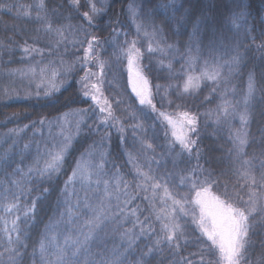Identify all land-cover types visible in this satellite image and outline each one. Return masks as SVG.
<instances>
[{"label":"trees","instance_id":"1","mask_svg":"<svg viewBox=\"0 0 264 264\" xmlns=\"http://www.w3.org/2000/svg\"><path fill=\"white\" fill-rule=\"evenodd\" d=\"M34 2L35 0H0V4L9 6L13 4L27 6ZM45 2L53 29L61 25L65 26L64 38L59 37L55 31H45L34 19L29 20L23 16L17 18V8H12L11 11L8 8L0 9V42H2L0 45V158L6 157L10 161V166L7 168L0 162V200L5 195L11 199L10 193H6L5 189L18 191L9 181L19 177L6 176V171L10 173L17 165L27 171V167L33 163L38 152H46L54 143L63 139L59 135L60 131L56 123L50 126L49 122L58 121L64 113H75L78 109H88V111L84 114L81 131L74 136L72 145L64 157L61 172L51 181L46 180L41 184L34 178L33 182L25 184V187L32 191L21 197V203L30 206L33 198L39 197V199L35 213L30 214L26 223H20V228L24 232L22 238L28 247L23 249V254L18 260L23 264H31L32 245L38 240L49 218L56 215V201L60 189L71 175L72 168L81 153H86L92 145L93 155L88 163L93 169L95 165L104 163L101 179L109 181V190L115 188L117 169L122 180L128 182L127 188L121 183L120 192L106 198V204L109 206V219L106 221L108 235L101 234L103 242L100 247L108 251L115 248L117 252L123 253L121 257L123 264H136L140 259L147 264H182V257H187L192 264H201L200 255L205 254L207 259V254L197 238L205 244L210 242L202 236L197 224L193 222L192 215L184 216L178 209L175 215L178 216L177 222L181 224L186 239L179 241V251L175 249V245L169 247L166 241L157 249L155 242L164 235L161 222L156 219V213L150 207L149 200L144 199L146 194L137 189L140 181L136 178L135 168L133 163L129 162L127 153H139L142 147L141 141L151 143L154 151L148 150L146 155L141 153L135 163L145 171H148L150 164L155 175L166 177L173 194L179 199L187 191L185 187H177L180 185V175L196 166V154L193 152L189 160L188 153L183 152L182 158L178 159L174 166L175 153L182 150L176 144L175 152L169 151L171 129L160 113L166 112L175 117L178 112L189 111L198 118V147L201 150L199 164L204 169L212 171L214 179L220 178L219 185L214 186L213 191L221 194L227 184L229 194L234 192L233 184H236L237 178L230 171L232 165L228 149L232 147V143L229 140V132L230 130L234 132L240 127L239 117L237 116L235 120L229 117L228 123L220 125L215 124L214 120L225 87L228 90L226 98L234 103L240 101L242 110L248 76L249 73H254L258 90L248 125L250 136L245 151L249 158L264 151V51L257 50V46L264 41V36L261 35L264 33V0H95L97 7H103L104 11L93 18L91 26L82 18V13L89 10L87 0H81L79 11L70 4L69 0H45ZM237 3L244 5L248 19L247 25L239 30L231 22V13L237 10ZM130 4L140 13L136 23L144 25L139 34L129 13ZM164 5L170 7L166 9ZM53 9L56 11L53 12ZM173 9L176 10L175 19H170L173 16ZM186 10V22L178 23L180 16L185 14ZM197 18H200V30L197 37L190 41L192 24ZM153 23L163 31L154 40H150L144 35V31L151 34ZM69 24L72 27H67ZM81 25L83 31L80 30ZM249 28L251 32L246 37L245 31ZM92 36H97L100 40V43L95 45L93 55L98 53L99 59L105 62L103 76L98 75L92 82L102 81L103 95L113 104L115 115L120 118L119 126L124 128L123 133L118 131L117 127H113L111 121L107 126L102 124L101 119L106 113H100L99 106L94 104L91 97L83 95L82 83L79 82L81 77L86 71L99 74L95 61L87 68L83 65L84 48L88 46L87 40ZM252 37L256 38L255 41ZM132 40L137 41V47L143 53L138 64L148 80L156 111H153L149 105H140L136 95L129 88L127 61L121 53V48H127L128 44L125 41L130 43ZM25 41L39 51L25 53L22 50ZM150 42L153 48H156L157 44L165 48L166 54L159 50L149 53ZM190 43L191 53L188 50ZM237 43L241 44L239 50L244 58L239 70L229 77L227 85L221 80L219 90L213 92L216 84L203 80L198 90H190L188 93L183 91L184 81L190 70L199 74L205 60L212 62L216 59L224 63ZM166 45L173 47L167 49ZM190 55L196 58L191 65L187 62ZM50 59L62 60L67 66V74L58 92L50 96L40 92L37 96L34 90L27 85L24 86L22 78L25 76L24 73L29 72L31 65ZM221 72L223 76H228L227 67L222 68ZM29 92L32 94L28 95ZM117 100L121 102L119 105L115 103ZM208 113H211V116ZM41 118L45 119L44 124H40ZM79 118L72 115L70 119L69 127L72 133H75V121ZM33 121L35 124L32 123ZM136 124L142 126L134 129L133 126ZM25 125L28 127L25 128ZM134 131L135 135H133ZM105 134L107 139L101 143V137ZM192 138L196 139L197 136L194 135ZM25 144L29 145L27 149L24 147ZM256 163L258 164L259 161L257 160ZM222 172L226 175H221ZM44 187H49L50 191L44 193ZM76 187L79 188V185ZM91 187L100 189L95 196L103 195V183L92 184ZM236 187L239 188V185L237 184ZM158 191L163 194L162 189ZM246 193L247 189H244L245 199ZM117 195L119 199H116ZM147 195L151 196V191ZM128 200L131 202L125 207V202ZM137 207L140 211L136 216H132L130 209ZM162 207H166L171 212V201L163 205L157 199L156 211ZM185 207L191 210L195 206L188 204ZM195 215L199 217L198 208ZM23 219L21 216L22 221ZM139 222H144L146 228L143 235L140 234ZM128 229H131L129 235L122 237L121 234ZM129 238L133 241L131 246H129ZM261 240H264V230H260V234L253 237V246L249 249L250 264H258L264 256ZM5 244V239H0V253H3V256H0V264H6L8 259V253L4 249ZM150 247L153 251L146 257L142 256ZM96 250L94 247L93 251ZM193 253L196 255H192Z\"/></svg>","mask_w":264,"mask_h":264},{"label":"snow or ice","instance_id":"2","mask_svg":"<svg viewBox=\"0 0 264 264\" xmlns=\"http://www.w3.org/2000/svg\"><path fill=\"white\" fill-rule=\"evenodd\" d=\"M69 2L79 11L81 0H69ZM87 6L89 10L82 13V18L91 26L93 18L102 13L104 8L97 7L95 0H87ZM163 7L167 9L170 5H164ZM2 8H8L9 11L12 8H17V18L23 16L29 20L34 19L45 31H55L61 38L65 36L63 31L64 25L53 29L45 0H35L34 3L27 6L0 4V9ZM236 9L231 13V22L239 30L247 25L248 19L242 3H237ZM52 11L55 12L56 10L53 9ZM175 11L173 9V16L170 19H175ZM129 13L139 34L144 28L143 23H136L140 13L132 4L129 5ZM186 16L187 10L185 14L180 16L177 22H186ZM67 27H72V25L69 24ZM192 28L193 31L189 36L190 41L194 37H197L200 30V18H197L192 24ZM80 30L83 31L82 25L80 26ZM37 31H39V28ZM162 31V28L157 27L153 23L152 33L149 34L147 31H144V35L148 36L150 40H154ZM250 32V28L246 29L245 36L247 37ZM261 35L264 36V33H261ZM255 39V37H252L253 41ZM99 43L100 40L97 36H92L88 39V46L84 48L83 57L84 67L87 68L90 63L95 61L99 68V74L86 71L79 82L82 83L83 95L91 97L94 104L99 106L100 113H106L102 117L101 123L107 126L109 121H111L112 126L117 127L118 131L123 133L124 128L119 126L120 118L115 115L113 104L103 95L101 88L102 81L97 80V82H92L98 75L103 76L105 69V62L99 59V54L93 55L95 53V45ZM125 43L128 46L127 48L122 47L121 53L127 58L129 85L132 87V91L135 93L140 105H149L153 111H156V106L152 103L148 80L142 74V70L138 64L143 53L137 47L136 40H132L130 43L125 41ZM0 45H2V42H0ZM172 47L173 45H166L167 49H171ZM240 47L241 44L237 43L224 63L216 59L212 62L205 60L204 67L200 70L199 74H195L194 70H190L184 81L183 91L188 93L190 90H198L203 80L216 84L213 92L219 90L221 80H224L225 85H227L229 77L232 76L233 72L239 70L243 61L244 57L239 50ZM22 50L27 54L39 51L29 46L27 41H25ZM157 50L166 54L165 48L160 47L159 44H157L156 48H153L150 42L148 52L151 53ZM188 50L191 53V43L188 45ZM257 50L264 51V41H261L257 46ZM195 59L190 55L187 62L191 65ZM224 67L228 68L227 77L223 76L221 72V69ZM169 68H171V65H169ZM29 72L32 73L33 77L37 74V70L34 67L30 68ZM47 73V67L39 69L40 82L36 84L37 91L35 93L37 96L40 95V89H43L45 96H50L60 90V85L56 83L59 75L58 71L55 69L51 70L50 76ZM24 75H27V73H24ZM257 90L255 74L249 73L247 91L243 94L242 110L240 109V101L234 103L226 98L227 87H225V92L222 94V102L216 110L217 114L214 123L217 125L228 123L229 117L235 120L238 116L240 121V127L234 132L231 130L229 132V140L232 143V147L228 149L232 165L230 171L237 178L236 184H233L234 192L232 194H229L227 184H225L223 193L217 194L214 192L213 187L219 185L220 178L216 177L214 179L213 172L204 169L199 164L201 150L198 147V118L197 115L189 111L178 112L175 117L166 112L160 113V116L163 117L171 129L172 139L168 141L169 145H171L169 151L175 152L176 144L182 150L175 153L174 166L177 160L182 158L183 152L188 153L189 160L193 152L196 154V166L187 170L185 174L180 175V185L177 187H185L187 191L179 199L173 194V190L169 187L166 177L155 175L150 164L148 171H145L143 167L135 163L141 153L146 155L148 150L154 151L151 143L141 141L142 147L139 153H127L129 162L133 163L135 168L136 178L140 181L137 184V189L142 190L146 194L144 199L149 200L150 207L156 213V219L161 222V229L164 235L156 240L157 249L162 242L166 241L169 247L175 245V249L179 251V241L186 239L181 229V224L177 222L178 216L175 215L178 209L179 213H182L184 216L192 215L193 222L197 224L200 233L210 242L205 244L197 238L207 254V259L205 258V254L200 255L201 264H250L249 249L253 246V237L258 236L260 230H264V151H261L258 155L253 154L250 158L245 151L246 146L249 144L250 133L248 125L252 116L253 102ZM31 94V92L28 93V95ZM115 103L119 105L121 102L117 100ZM87 111L88 109H78L75 113H64L59 118V121H50V126L53 123H58L60 128L59 135L63 139L58 143H54L46 152H38L33 163L27 167V171L20 165H17L10 173L5 172L6 176L19 177L18 179H11L9 181L18 191L12 192L10 189H5L6 193H10L11 199H9L8 195H5L0 200V212H2L0 221L4 222V227L0 231L6 237L4 249L8 253L6 264H23L22 261L18 260V257L22 256L23 249L28 247L22 238L24 232L20 228V223H26L30 214L35 213L39 197L33 198L30 206L25 204L22 207L21 197H24L27 192L32 191V189L26 188L25 184L33 182L34 178L42 184L46 180L51 181L54 176L61 172L64 157L72 145L74 136L78 135L81 131V124L84 122L83 117ZM70 115L80 117L75 121V133L70 131L69 126L71 122L68 120ZM208 115L211 116V113H208ZM39 122L40 124H44L45 119L41 118ZM32 123L35 124V121ZM141 126L140 124H136L133 127L135 129ZM24 127L26 128L28 125ZM133 135H135V131ZM165 135L167 136V130ZM194 135L197 136L196 139L192 138ZM105 139H107L106 134L101 137V143ZM121 139H124L123 136ZM24 147L27 149L29 145L25 144ZM92 147L90 145L86 153H81L80 158L76 160L75 166L72 168L71 175L68 176L63 188L60 189L56 201L57 213L55 216L49 218L38 240L32 245V252L30 254L31 264H123V260L121 259L123 253L117 252L115 248L108 251L106 248L100 247V244L103 242V236L108 235L106 221L109 219V206L106 204V198L113 196L114 193H119L121 183L127 188L128 182L122 180V177L119 175V169H117L115 188L110 191L109 181L101 179V170L104 168V163L95 165L94 169L88 163V160L93 155L91 151ZM101 159L103 160V154ZM257 160L259 161L258 164L256 163ZM0 162L3 163L5 168L10 166V161L6 157L0 158ZM221 175H226V173L222 172ZM201 176H203V179H201ZM101 183L104 185L103 195L97 197L95 193H98L100 189L98 187L92 188L91 185H99ZM237 184L239 188L236 187ZM76 185H79V188ZM161 189L162 195L158 191ZM244 189H247L246 199L243 194ZM49 191V187L43 188L44 193H48ZM149 191H151V196L147 195ZM116 199H119L118 195ZM157 199L163 205L171 201V212L166 207H162L156 211ZM130 202L131 200L126 201L125 207ZM188 204L195 207L190 210L185 207ZM196 208L199 209L198 218L195 215ZM138 211H140L139 207L130 209L132 216H136ZM14 213L17 214L15 218L9 219ZM21 216L24 218L23 221L21 220ZM147 219L148 217L145 218V220ZM139 223L141 228L140 234L143 235L146 228L144 222ZM9 224L11 227L8 226ZM130 232L131 229H128L121 236H128ZM102 233L103 236L101 235ZM132 242L131 238H129V246H131ZM261 245L264 247V240H261ZM94 247L97 249L96 251H93ZM152 251L153 248L150 247L142 256L146 257ZM192 255H196V253ZM0 256H3V253H0ZM136 264H147V262L140 259L136 261ZM182 264H192V261L187 257H182ZM258 264H264V256L261 257Z\"/></svg>","mask_w":264,"mask_h":264},{"label":"rangeland","instance_id":"3","mask_svg":"<svg viewBox=\"0 0 264 264\" xmlns=\"http://www.w3.org/2000/svg\"><path fill=\"white\" fill-rule=\"evenodd\" d=\"M56 46H59V44H56ZM125 58H126V56H125ZM126 61H127V58H126ZM33 67L36 68L37 74H36L35 77H33L32 73L31 72H28L27 75L23 76L22 81L24 82V86L25 87H27V86L30 87L32 90H34L33 92L36 93V91H37L36 84L40 82L39 69L41 67H47V69H48V73L47 74L49 76L51 75V70H53V69L57 70L58 73H59V75H58V77L56 79V83L58 85H60V88L62 87L63 80H64V76L67 74V70H68L66 64L63 63L62 60H57V61H54L52 59H50L48 61L46 60V62H43V63L41 62L40 64L39 63L38 64L35 63V64L31 65L29 67V69L30 68H33ZM127 71H128V65H127ZM24 72H27V71H24ZM128 83H129V73H128ZM129 88L132 91V87L130 85H129ZM40 92H43V89H40ZM73 116H75V115H73ZM75 117L79 118L78 116H75ZM71 118H72V115H70L68 117V120L70 121ZM56 125L58 127V131H60V128L58 126V123H56ZM21 206L23 207L24 204L21 203ZM0 215H2V212H0ZM16 215L17 214L14 213L11 217H9V219H14ZM8 226L11 227L10 224ZM3 227H4V222L3 221H0V229H2ZM0 239H5V241H6V237L4 236V234H3L2 231H0Z\"/></svg>","mask_w":264,"mask_h":264}]
</instances>
